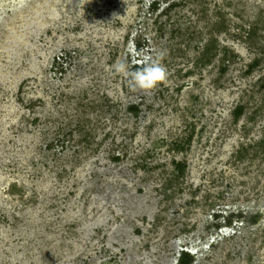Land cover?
<instances>
[{
  "label": "rangeland",
  "instance_id": "rangeland-1",
  "mask_svg": "<svg viewBox=\"0 0 264 264\" xmlns=\"http://www.w3.org/2000/svg\"><path fill=\"white\" fill-rule=\"evenodd\" d=\"M185 253L264 264V0H0V264Z\"/></svg>",
  "mask_w": 264,
  "mask_h": 264
},
{
  "label": "clouds",
  "instance_id": "clouds-1",
  "mask_svg": "<svg viewBox=\"0 0 264 264\" xmlns=\"http://www.w3.org/2000/svg\"><path fill=\"white\" fill-rule=\"evenodd\" d=\"M162 56L163 54L161 59ZM111 69L115 73L126 74L129 77L128 85L132 91L137 89L150 91L167 79V69L160 61H141L136 70L130 71L127 61L120 60L113 64Z\"/></svg>",
  "mask_w": 264,
  "mask_h": 264
},
{
  "label": "trees",
  "instance_id": "trees-1",
  "mask_svg": "<svg viewBox=\"0 0 264 264\" xmlns=\"http://www.w3.org/2000/svg\"><path fill=\"white\" fill-rule=\"evenodd\" d=\"M236 112H237L236 114L239 115L240 114V108H238ZM176 166H179L180 167L181 165L177 163ZM184 257H185V260L184 259H181V261H180L179 264H191L192 263V259L188 256V254L185 253L184 254ZM187 258H189V260Z\"/></svg>",
  "mask_w": 264,
  "mask_h": 264
},
{
  "label": "flooded vegetation",
  "instance_id": "flooded-vegetation-1",
  "mask_svg": "<svg viewBox=\"0 0 264 264\" xmlns=\"http://www.w3.org/2000/svg\"><path fill=\"white\" fill-rule=\"evenodd\" d=\"M155 2V1H154ZM190 256H193V253L192 252H187ZM191 264H193V261H192V263Z\"/></svg>",
  "mask_w": 264,
  "mask_h": 264
},
{
  "label": "bare ground",
  "instance_id": "bare-ground-1",
  "mask_svg": "<svg viewBox=\"0 0 264 264\" xmlns=\"http://www.w3.org/2000/svg\"><path fill=\"white\" fill-rule=\"evenodd\" d=\"M19 2H20V0H19ZM194 254V253H193ZM194 264V263H193Z\"/></svg>",
  "mask_w": 264,
  "mask_h": 264
}]
</instances>
